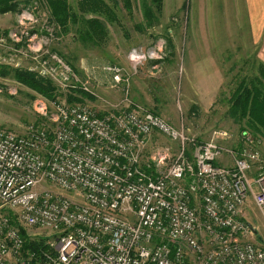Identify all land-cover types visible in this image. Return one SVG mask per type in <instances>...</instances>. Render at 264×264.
Returning a JSON list of instances; mask_svg holds the SVG:
<instances>
[{
  "label": "built area",
  "instance_id": "built-area-1",
  "mask_svg": "<svg viewBox=\"0 0 264 264\" xmlns=\"http://www.w3.org/2000/svg\"><path fill=\"white\" fill-rule=\"evenodd\" d=\"M35 56L38 76L92 94L59 56ZM104 70L122 81L120 68ZM130 104L97 113L58 97L47 126L0 127V264H264L243 217L249 198L264 213L258 141L201 143ZM155 134L177 145L166 166V149L145 158ZM224 154L230 167L217 163ZM29 229L47 233L41 262L24 250Z\"/></svg>",
  "mask_w": 264,
  "mask_h": 264
},
{
  "label": "rangeland",
  "instance_id": "rangeland-1",
  "mask_svg": "<svg viewBox=\"0 0 264 264\" xmlns=\"http://www.w3.org/2000/svg\"><path fill=\"white\" fill-rule=\"evenodd\" d=\"M41 1L30 0V6L20 12L0 15V67L22 68L38 76L33 71L35 55L56 54L92 93L82 91L90 98L72 103L100 113L111 105L128 107L129 102L131 107L155 112L198 142L214 139L223 148L232 149L240 126L227 115V99L237 75L241 71L243 75L251 73L243 70L244 63L252 65L255 56L252 44L239 41L238 20L228 19L223 0H162L161 12L155 14L157 21L149 28L145 26L142 3L151 6L150 0H130V14L123 9V0H104L110 6L117 2L119 24L105 22L108 38L100 47L81 41L74 29L57 35ZM67 1L75 7L77 0ZM138 24L143 25V33L134 28ZM108 66L122 70L121 82L116 84L104 70ZM48 80L56 89L53 100L10 77H0V127L23 133L31 124L47 126L53 101L58 97L67 101L71 95L80 98L77 91L65 94ZM41 108H45L42 114L47 115L46 121L37 123V116L44 117ZM216 132H225L228 137L218 139ZM165 149L169 158L166 166L177 153V145L155 134L145 158L163 154ZM251 202L245 219L258 230L259 240L253 237L252 242L264 246V213ZM28 233L32 237L47 236L43 230L29 229Z\"/></svg>",
  "mask_w": 264,
  "mask_h": 264
},
{
  "label": "trees",
  "instance_id": "trees-1",
  "mask_svg": "<svg viewBox=\"0 0 264 264\" xmlns=\"http://www.w3.org/2000/svg\"><path fill=\"white\" fill-rule=\"evenodd\" d=\"M149 2L151 6L145 1L142 3L146 28L151 27L153 22L157 21L155 14L161 12L162 0H150ZM41 3L48 11L49 22L57 30V35L67 34L74 29L81 41L89 42L94 47H100L107 41L108 31L105 22L111 25L119 24L115 11L117 2L110 6L104 0H77L75 7H71L67 0H42ZM28 6H30V0H0V15L18 13L23 7ZM122 6L128 14L131 13L130 0H123ZM134 28L139 33L144 31L142 24ZM19 46L20 44L16 45V47ZM170 55L173 57L172 54ZM244 66L243 70L251 73L243 75L241 71L235 78L227 99V115L240 126L242 142L244 137H251L254 142L259 138L264 141V65L260 63L251 65L246 62ZM0 77H10L48 100H53L56 96V89L48 79L36 76L26 69L0 67ZM76 93L80 98H75L74 95L68 96V103L80 102L84 97L90 98L81 91ZM149 112L158 116L155 112ZM44 121H46L45 117L37 116V123ZM22 235L25 239L24 250L35 254L34 262H41L43 253L53 252L46 244L48 240L46 237L30 239L24 230H22Z\"/></svg>",
  "mask_w": 264,
  "mask_h": 264
},
{
  "label": "crops",
  "instance_id": "crops-1",
  "mask_svg": "<svg viewBox=\"0 0 264 264\" xmlns=\"http://www.w3.org/2000/svg\"><path fill=\"white\" fill-rule=\"evenodd\" d=\"M223 3V11L227 13L228 19L238 20L239 41H245L247 46L252 44L255 63L264 65V0H223ZM237 138L238 139L231 144V148L235 150L243 145L242 139H240V133ZM259 139L258 143H254L253 149L256 150L264 160V141L261 138ZM217 163L230 167L232 165V160L229 156L224 154L218 159ZM248 201L251 202V200ZM248 201L243 210L244 219L247 214H250V211H248ZM248 222L250 223V221ZM254 229L257 231L254 237L259 240L258 230L255 227Z\"/></svg>",
  "mask_w": 264,
  "mask_h": 264
},
{
  "label": "water",
  "instance_id": "water-1",
  "mask_svg": "<svg viewBox=\"0 0 264 264\" xmlns=\"http://www.w3.org/2000/svg\"><path fill=\"white\" fill-rule=\"evenodd\" d=\"M256 230L255 229H252V233L255 235L256 234Z\"/></svg>",
  "mask_w": 264,
  "mask_h": 264
}]
</instances>
